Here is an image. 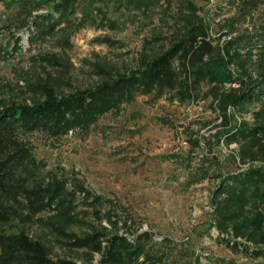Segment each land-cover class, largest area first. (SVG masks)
I'll return each instance as SVG.
<instances>
[{
  "label": "trees",
  "instance_id": "16d2710c",
  "mask_svg": "<svg viewBox=\"0 0 264 264\" xmlns=\"http://www.w3.org/2000/svg\"><path fill=\"white\" fill-rule=\"evenodd\" d=\"M170 1L114 0L118 13L109 19L89 2L81 6V0H43L36 6L45 7L44 11L28 13L19 20V27L26 28L29 43L58 34L53 44L67 50L72 46V33L80 27L119 30L136 20L137 14L146 18L154 7ZM176 2L180 5L179 26L173 35L166 42L161 37L144 38L143 49L131 67L98 69L102 76L97 82L65 93H59L53 81H27L29 102L0 98V264H84L53 253L54 247L79 250L89 264L165 262L163 252L153 250L151 232L120 231L111 210L99 209L109 201L91 194L76 177L46 169L45 162L34 156L26 134L38 132L53 140L69 132L84 136L101 116L118 111L136 95L153 99L166 95L179 103L209 95L218 100L223 112L227 106L239 113L259 105L250 111L253 123L241 117L221 133L226 132L225 143L237 144L240 165L247 158L264 161V141L260 140L264 131V11L258 33L228 31V38L219 41L209 35L188 0ZM258 3L240 0L239 9L244 14ZM79 5L81 17L74 22ZM71 23L73 28L68 30ZM3 27L10 30L8 24ZM10 32L11 37H20ZM98 41L113 43L106 37ZM18 42L16 39V46ZM14 49L21 52L19 47ZM38 56L29 59L35 61ZM40 59L58 63L53 54H43ZM196 170L187 185L209 176L201 166ZM212 176L217 180L210 194L213 225L226 235L218 240L235 254L264 260V167L247 166L225 173L218 169ZM76 194H81L82 201ZM81 205L90 209H80ZM258 207L261 218L252 211Z\"/></svg>",
  "mask_w": 264,
  "mask_h": 264
},
{
  "label": "rangeland",
  "instance_id": "374dc122",
  "mask_svg": "<svg viewBox=\"0 0 264 264\" xmlns=\"http://www.w3.org/2000/svg\"><path fill=\"white\" fill-rule=\"evenodd\" d=\"M176 1L162 2L146 18L137 14L136 20L123 24L119 30L80 27L71 35V48L63 50L53 44L58 34L29 43L26 28L19 27V20L28 13L44 11L45 7L36 6L43 0H0V54L5 53L1 54L4 58L0 57V98L29 102L27 81H53L54 88L65 93L97 82L102 76L98 69L122 71L131 67L143 49L144 38L161 37L166 42L173 35L179 26L180 5ZM87 2L104 11L109 19L116 18L114 0H81L80 4ZM188 2L209 35L219 41L228 38V31H260L264 0L244 14L239 9L240 0ZM81 6L74 13V22L81 17ZM6 24L10 30L3 27ZM71 25L68 30L73 28ZM10 31L20 37H11ZM105 37L113 43L98 41ZM43 54H53L58 63L40 59ZM31 55L40 56L32 61ZM217 103L209 95L184 103L169 100L166 95L156 99L136 95L118 111L101 116L84 136L69 132L53 140L33 132L24 138L34 156L45 162L46 169L76 177L91 194L109 201L99 209L111 210L120 231L151 232L153 250L163 252L164 264H264L263 259L235 254L220 243L218 237L226 235L219 234L213 225L210 204V194L217 183L212 175L218 169L225 173L247 166L264 167L258 157L247 158L240 165L235 155L237 144L225 143L226 132L221 133L241 117L253 123L250 111L259 109V105L252 104L238 113L231 106L223 112ZM262 115L264 123V109ZM260 140L264 141V131ZM191 141L196 145L192 146ZM198 166L207 169L209 176L187 185ZM76 197L82 201L81 194ZM79 208L90 209L83 205ZM260 210H252L257 218H261ZM91 222L97 225L94 220ZM101 224L108 226L106 221ZM53 253L89 264L79 250L54 247ZM95 258L96 255L91 261Z\"/></svg>",
  "mask_w": 264,
  "mask_h": 264
}]
</instances>
